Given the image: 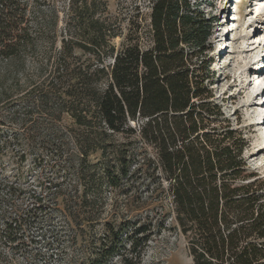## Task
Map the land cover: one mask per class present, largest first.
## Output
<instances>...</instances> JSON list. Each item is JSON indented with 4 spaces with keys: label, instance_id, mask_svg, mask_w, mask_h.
Returning <instances> with one entry per match:
<instances>
[{
    "label": "trees",
    "instance_id": "trees-1",
    "mask_svg": "<svg viewBox=\"0 0 264 264\" xmlns=\"http://www.w3.org/2000/svg\"><path fill=\"white\" fill-rule=\"evenodd\" d=\"M149 10L148 26L134 18L117 49L113 40L121 33L107 0H70L66 34L54 47L57 31L47 21L55 12H38L47 21L36 23V31L30 0H0V77L36 78L24 98L38 102V113L71 118L76 150L68 158L78 159L81 179L100 164L98 188L104 180L118 189L125 178L131 186L147 181L141 208L158 209L159 224L184 237L193 264H264V177L248 164L240 123L215 99L212 58L200 59L212 33L209 20L193 0H150ZM39 39L50 47L40 48ZM139 121L137 131L131 123ZM3 124L0 119V129ZM52 133L37 143L33 128L21 135L34 151L62 155L70 142L56 143L60 137ZM83 185L85 194L98 190ZM20 222L5 217L0 227V264L5 247L25 243ZM152 224L133 225L134 256L121 264L140 259ZM105 230L110 244L102 241L98 255L82 264H108L119 254L122 224Z\"/></svg>",
    "mask_w": 264,
    "mask_h": 264
},
{
    "label": "rangeland",
    "instance_id": "rangeland-1",
    "mask_svg": "<svg viewBox=\"0 0 264 264\" xmlns=\"http://www.w3.org/2000/svg\"><path fill=\"white\" fill-rule=\"evenodd\" d=\"M30 1L36 11L32 14L36 31V23L45 24L47 21L38 12L48 15L55 12L57 18L49 17L47 22L57 31L54 47H59L62 35L67 31L65 20L70 0H45L40 2V5L38 3L39 6L34 0ZM107 2L109 12L121 33L113 40L118 49L134 18L143 28L148 26L150 0ZM257 2L258 0H193L206 14L212 30L208 40L209 46L200 55V59L212 58V89L216 95L215 99L221 103L226 115L240 123L239 126L246 133L248 140L245 150L248 164L264 177V151L256 153L260 146H264L263 129L257 124V113L264 108V103L258 99L259 103L249 108L244 106L251 97L248 92L235 96L242 82L249 81L250 75L253 74L247 63H260L263 66L260 73H264V44L251 54L241 52V47L250 44L253 36L264 34V16L256 20L260 27L254 33L251 32L252 21H246L247 15L255 11ZM226 24L230 28L229 34ZM223 36L229 37L226 43L220 41ZM37 42L40 48L50 47L46 42L41 43L40 39ZM230 50L236 51L232 55ZM246 56L251 58L247 57L244 62H238L240 57ZM31 63L29 55L26 68L31 66ZM34 81L36 78L25 76L0 77V119L4 123L0 129V227L3 228L5 217H17L20 223L25 224L24 228L19 230V235H24L22 238L25 243L18 250L5 247L4 261L1 264H82L86 258L98 255L99 249H102V241L104 243L106 240L105 243L110 244V240L106 238L109 236L108 230H105L107 226L122 224V247L119 254L113 256L108 263L121 264L123 257L134 256L130 249V239L134 236L133 225H149L150 221L153 222L150 226L153 234L143 246L136 264H193L184 237L162 228L159 224L158 209L151 212L147 208H141V201L148 196L147 181L131 186V180L125 178L122 187L118 189L110 187L104 180L103 186L98 188L94 181L102 174L100 164L89 166L84 172L85 178L81 179L76 171L78 159L68 158L69 153H72L71 149L76 150L68 128L73 121L67 114H63L62 119L58 120L55 117L56 112L52 116L47 115L49 112H37L42 111L38 102L32 96H23L32 88V84L36 83ZM255 86L256 84L251 86L249 91H255L257 88L260 90ZM35 103L39 107H36ZM28 104L32 106L26 107ZM24 109H27V112ZM24 120L31 122L25 124ZM141 123L132 122L131 125L138 131ZM28 126L34 129L36 143L54 136L55 133L52 132L55 131L60 137L55 140L56 143H70L63 145L62 155L55 154L54 150L53 156V153L34 151L30 148V140L21 135ZM17 133L20 135L17 136ZM98 158V153L91 157L92 161H97ZM108 160H112L111 155H108ZM87 174L94 175L92 181L86 177ZM83 184L87 185L86 188L98 190L85 194ZM37 198H42L43 201L39 202ZM142 236L143 234L139 238Z\"/></svg>",
    "mask_w": 264,
    "mask_h": 264
},
{
    "label": "bare ground",
    "instance_id": "bare-ground-1",
    "mask_svg": "<svg viewBox=\"0 0 264 264\" xmlns=\"http://www.w3.org/2000/svg\"><path fill=\"white\" fill-rule=\"evenodd\" d=\"M219 1H221V2H223L224 0H219ZM259 3H260V5H259ZM228 5V4H227ZM230 6H232V5H230ZM256 6H259L258 7V9H260L262 6H264V0H258V2L256 3ZM226 9V8H225ZM250 15V17H249V19H257V18H259L261 15L260 14H258V13H256V14H254V12H252L251 14H249ZM224 20H226V19H224ZM228 22H229V20H228ZM254 24L255 25H257V23H256V20H255V22H254ZM225 26V25H224ZM226 26H227V31H228V34L230 33V28H229V26H228V24H226ZM259 24H258V26H257V28H256V30H255V32L259 29ZM249 33V32H248ZM225 39L226 41H228L229 40V37L228 38H225L224 36L223 37H221L220 38V41L222 40V39ZM263 39H264V34L263 33H259L258 35H255V36H253L252 37V41L250 42V44H248V45H243L242 47H241V52H250V54H251V52L252 51H254V50H256V49H258L261 45H259L258 47H256V45H254V43L255 42H259V41H262V43L264 44V42H263ZM261 44V43H260ZM235 51L236 50H230V53L233 55L234 53H235ZM242 54V53H241ZM241 54H240V56H241ZM247 54V53H246ZM249 55V54H248ZM249 58L250 56H246V57H244V58H239V60H238V62L239 63H241V62H244L245 61V59L246 58ZM251 58V57H250ZM220 61H221V59H220ZM247 64H249V69L253 72V74H251L250 76H251V79H249V81H244V82H242V85H241V87L238 89V91H237V93H236V95L235 96H240V95H242V94H244L245 92H248L249 94H250V92H252L253 94L251 95V97H250V99L244 104V106H246V107H249V108H253V107H255L256 106V104L257 103H259L258 102V99H259V96H260V92H259V90H258V82L257 83H255L256 81H258V80H260L261 78H263L264 77V73L263 74H261L260 72H261V70H262V66L260 65V63H258V62H253V63H247ZM246 64V65H247ZM230 65V63L228 64V66ZM254 69L255 70H259V71H254ZM253 77V78H252ZM254 84H256V88L257 89H255V91H249V89H250V87L251 86H253ZM264 89V88H263ZM258 125H260L259 123H257ZM264 151V146H260L258 149H257V151H256V153H261V152H263ZM254 156H256L257 157V155H254ZM253 156V157H254Z\"/></svg>",
    "mask_w": 264,
    "mask_h": 264
},
{
    "label": "built area",
    "instance_id": "built-area-1",
    "mask_svg": "<svg viewBox=\"0 0 264 264\" xmlns=\"http://www.w3.org/2000/svg\"><path fill=\"white\" fill-rule=\"evenodd\" d=\"M112 61V60H111Z\"/></svg>",
    "mask_w": 264,
    "mask_h": 264
}]
</instances>
